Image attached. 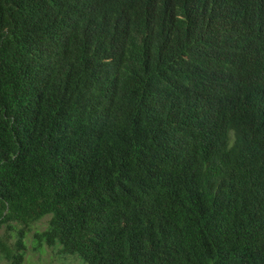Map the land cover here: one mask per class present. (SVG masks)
<instances>
[{"label": "trees", "instance_id": "1", "mask_svg": "<svg viewBox=\"0 0 264 264\" xmlns=\"http://www.w3.org/2000/svg\"><path fill=\"white\" fill-rule=\"evenodd\" d=\"M48 215L87 264H264V0H0V259Z\"/></svg>", "mask_w": 264, "mask_h": 264}, {"label": "rangeland", "instance_id": "2", "mask_svg": "<svg viewBox=\"0 0 264 264\" xmlns=\"http://www.w3.org/2000/svg\"><path fill=\"white\" fill-rule=\"evenodd\" d=\"M50 216L48 215L32 225L31 232L25 239L28 250L23 264H87L77 255L62 254L59 243L56 246L40 245L38 239L34 238L37 231L45 229ZM15 225L19 227L18 224ZM0 264H6V260L0 259Z\"/></svg>", "mask_w": 264, "mask_h": 264}]
</instances>
